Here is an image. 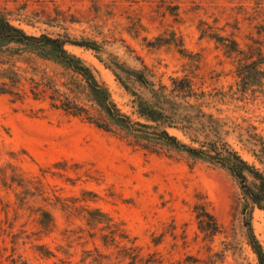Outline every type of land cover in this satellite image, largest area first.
I'll use <instances>...</instances> for the list:
<instances>
[{"label":"rangeland","instance_id":"374dc122","mask_svg":"<svg viewBox=\"0 0 264 264\" xmlns=\"http://www.w3.org/2000/svg\"><path fill=\"white\" fill-rule=\"evenodd\" d=\"M0 12L30 34L68 39L133 120L144 121L139 95L190 84L189 100L261 167L245 140H264V79L244 88L239 71L255 59L264 69V0H0ZM6 62L19 85L0 94V264H258L226 170L53 107L58 88L100 117L82 77L55 62L30 52ZM205 202L220 225L211 236L196 217ZM251 223L264 247V210Z\"/></svg>","mask_w":264,"mask_h":264},{"label":"trees","instance_id":"16d2710c","mask_svg":"<svg viewBox=\"0 0 264 264\" xmlns=\"http://www.w3.org/2000/svg\"><path fill=\"white\" fill-rule=\"evenodd\" d=\"M68 42V39L48 34H30L0 12V94L18 91L15 88L19 85L18 72L12 64L6 66V61L8 56L25 52L55 62L65 70L81 76L84 81L81 87L86 100L98 107L100 117L91 116L87 107L58 88L50 96L51 105L73 116H85L89 122L105 131H119L152 151L183 152L194 163L202 161L226 170L239 184L241 213L248 227L249 243L257 255L258 264H264V247L256 238L251 223L254 208L264 210V140L254 133L247 134L248 138L245 140V147L256 158L261 166L259 167L245 159L228 142V130L220 126V121L212 113L189 100L191 86L182 81L176 83L175 89L184 93L182 95L162 92L152 93L150 98L139 95L137 112L144 121L133 120L116 105L108 87L97 78L93 68L66 48ZM262 62L255 59L243 63L239 74L244 88L263 81L264 69L260 67ZM138 80L147 82L143 73L138 74ZM171 127L189 133L192 143L171 134ZM206 204L208 202L195 205V211L200 230L211 236L219 231L220 225ZM42 216L50 217L51 214L42 210ZM14 263L28 264L22 259Z\"/></svg>","mask_w":264,"mask_h":264},{"label":"water","instance_id":"95a60500","mask_svg":"<svg viewBox=\"0 0 264 264\" xmlns=\"http://www.w3.org/2000/svg\"><path fill=\"white\" fill-rule=\"evenodd\" d=\"M147 85H148V86H151V84H150L148 81H147Z\"/></svg>","mask_w":264,"mask_h":264}]
</instances>
